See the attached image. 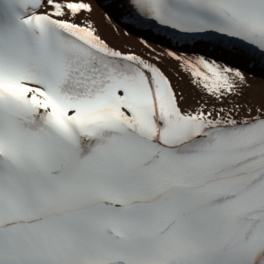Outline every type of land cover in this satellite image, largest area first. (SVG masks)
Segmentation results:
<instances>
[{
	"label": "snow or ice",
	"instance_id": "6c2138e0",
	"mask_svg": "<svg viewBox=\"0 0 264 264\" xmlns=\"http://www.w3.org/2000/svg\"><path fill=\"white\" fill-rule=\"evenodd\" d=\"M104 9L0 0V264H264V0Z\"/></svg>",
	"mask_w": 264,
	"mask_h": 264
},
{
	"label": "bare ground",
	"instance_id": "6f19581e",
	"mask_svg": "<svg viewBox=\"0 0 264 264\" xmlns=\"http://www.w3.org/2000/svg\"><path fill=\"white\" fill-rule=\"evenodd\" d=\"M96 4V12L93 14V19H95L100 27L101 33L105 36L110 43L119 47H130L137 52H145L146 50L140 45L136 36H125L123 35V30L119 32H114L109 29L107 25L101 20V13L103 10L101 9V5L95 0ZM171 63V62H169ZM175 67V65H173ZM178 71V69H177ZM183 75V73H181ZM252 88L249 89V93L255 97V99L259 100L261 96H264V80L257 79L256 77L252 79ZM179 88L185 93V96L188 98L187 103L189 105L193 104L195 100L200 98V93L192 87L188 78L185 76L182 81L178 82Z\"/></svg>",
	"mask_w": 264,
	"mask_h": 264
}]
</instances>
